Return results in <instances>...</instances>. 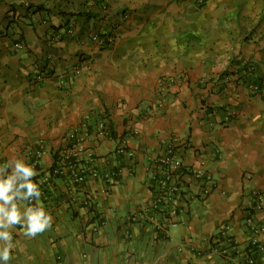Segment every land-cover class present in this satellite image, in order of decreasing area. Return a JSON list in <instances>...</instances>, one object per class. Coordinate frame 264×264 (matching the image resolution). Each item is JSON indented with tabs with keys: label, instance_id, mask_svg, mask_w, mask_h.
<instances>
[{
	"label": "crops",
	"instance_id": "crops-1",
	"mask_svg": "<svg viewBox=\"0 0 264 264\" xmlns=\"http://www.w3.org/2000/svg\"><path fill=\"white\" fill-rule=\"evenodd\" d=\"M0 34V166L30 165L40 152L39 184L83 126L92 166L116 174L75 185L67 169L51 180L39 197L51 226L35 236L9 229L7 264H230L216 236L223 224L243 255L253 239L264 244L245 226L264 221L250 192L264 200V92L247 90H264V0H0ZM94 34L113 42L97 46ZM160 78L174 81L161 110ZM174 135L184 169L204 168L216 188L199 196L186 174L176 224L155 234L144 219L147 158ZM121 142L133 158L115 155Z\"/></svg>",
	"mask_w": 264,
	"mask_h": 264
},
{
	"label": "built area",
	"instance_id": "built-area-1",
	"mask_svg": "<svg viewBox=\"0 0 264 264\" xmlns=\"http://www.w3.org/2000/svg\"><path fill=\"white\" fill-rule=\"evenodd\" d=\"M197 4H203L205 0H195ZM107 6L101 5V10L103 14H107ZM74 32L70 30L68 34L72 35ZM1 39V34H0ZM97 46H104L105 43H112L113 37L107 35L101 37L94 34L90 38ZM12 49L15 52L21 51L23 45L20 42L14 43ZM82 66H91L93 62L88 59L80 60ZM243 66L246 68L248 73H252V66L248 62L243 61ZM81 66L75 65L71 68V74L77 75L80 73ZM43 77H36L35 80H41ZM177 81V80H176ZM63 85V83H60ZM174 85V81L170 79L160 78L157 83V89L164 91L165 95L159 97L155 102V107L157 109H164L167 106L166 100L168 99L169 86ZM247 90L251 94H259L264 92V90H259L258 86L254 82H249L247 85ZM150 111V107L146 108ZM228 118H226L227 120ZM107 123L104 121L98 125V133L102 134L107 132ZM75 133L74 141L71 146L63 154L64 159H60L57 165L51 167L46 173L39 178L38 188L42 193H44L46 187L51 184V180L63 174L67 169H69L70 180L75 185H81L86 181V178L91 179H112L116 176L115 172L107 171L102 174L98 172L96 168L92 166V152L87 150L84 146V142L89 137L88 131L85 127H81L79 131L73 130ZM185 146L182 138L177 135L172 136L169 141L162 147L160 153L155 157L147 158V172L149 173V190L152 193V202L145 213L144 219L151 227L152 231L156 233H164V231L169 226H174L176 224L175 218L180 212V207L178 206V199L183 192L182 179L187 174L197 183L201 184V188L197 193L199 196H208L216 188V182L213 177L204 168L190 169L186 171L183 166V161L181 159V153ZM116 156H123L128 159L133 158V151L128 149L124 142H121L114 151ZM40 152L35 153L33 161L30 165L35 166L38 159L41 157ZM253 198L255 199L256 207L264 211V200L262 195L255 190L250 191ZM35 201L32 198L30 201H26L27 205L31 206ZM88 199L83 200L84 206H88ZM141 213L138 212L131 216V222H136L140 217ZM245 226L251 232L250 234L255 237L264 234V221L258 225H252L250 219L245 220ZM97 228L94 227L93 231L96 232ZM229 226L227 224L221 225L216 230V236L221 240L225 246L220 253L225 258L228 259L230 264H264V244L257 242L253 239L250 243L249 250L243 255L237 249V245L234 240L228 235ZM255 253V256L253 255ZM260 254V258L256 256Z\"/></svg>",
	"mask_w": 264,
	"mask_h": 264
},
{
	"label": "clouds",
	"instance_id": "clouds-1",
	"mask_svg": "<svg viewBox=\"0 0 264 264\" xmlns=\"http://www.w3.org/2000/svg\"><path fill=\"white\" fill-rule=\"evenodd\" d=\"M36 175L34 166L26 164L22 158L0 166V241L4 242V247L0 250V260L4 261V264L11 259L13 248L9 229L21 224L25 235L35 236L51 226L52 217L46 213L39 199L41 192L33 182ZM22 189L26 191H21ZM32 198H35V206L23 203Z\"/></svg>",
	"mask_w": 264,
	"mask_h": 264
},
{
	"label": "trees",
	"instance_id": "trees-1",
	"mask_svg": "<svg viewBox=\"0 0 264 264\" xmlns=\"http://www.w3.org/2000/svg\"><path fill=\"white\" fill-rule=\"evenodd\" d=\"M41 175H43V173L39 174V176H38V180H39V178H40Z\"/></svg>",
	"mask_w": 264,
	"mask_h": 264
}]
</instances>
